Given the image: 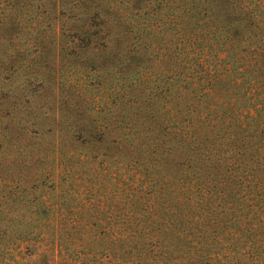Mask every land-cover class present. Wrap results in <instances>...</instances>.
Returning <instances> with one entry per match:
<instances>
[{
  "label": "rangeland",
  "instance_id": "374dc122",
  "mask_svg": "<svg viewBox=\"0 0 264 264\" xmlns=\"http://www.w3.org/2000/svg\"><path fill=\"white\" fill-rule=\"evenodd\" d=\"M178 1L0 0V264H148Z\"/></svg>",
  "mask_w": 264,
  "mask_h": 264
},
{
  "label": "trees",
  "instance_id": "16d2710c",
  "mask_svg": "<svg viewBox=\"0 0 264 264\" xmlns=\"http://www.w3.org/2000/svg\"><path fill=\"white\" fill-rule=\"evenodd\" d=\"M178 2L165 116L135 140L152 156L148 264H264V0Z\"/></svg>",
  "mask_w": 264,
  "mask_h": 264
}]
</instances>
